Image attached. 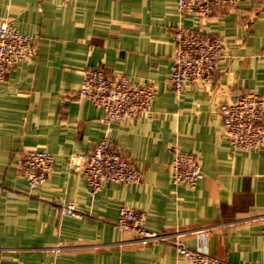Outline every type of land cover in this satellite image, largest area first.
I'll return each mask as SVG.
<instances>
[{"label":"crops","instance_id":"crops-1","mask_svg":"<svg viewBox=\"0 0 264 264\" xmlns=\"http://www.w3.org/2000/svg\"><path fill=\"white\" fill-rule=\"evenodd\" d=\"M0 19L38 37L35 58L0 83V264H188L168 243L129 242L116 227L122 206L143 213L150 231L180 232L190 249L264 264V146L234 150L220 113L248 92L264 96V0L204 18L180 13L177 0H0ZM182 28L221 37L225 53L211 84L177 94L167 80ZM88 67L153 84L151 112L108 131L103 111L79 98ZM105 137L143 180L93 195L81 168ZM32 149L55 157L37 189L20 172ZM178 151L198 158L194 189L171 179ZM69 203L77 217L61 215Z\"/></svg>","mask_w":264,"mask_h":264},{"label":"built area","instance_id":"built-area-1","mask_svg":"<svg viewBox=\"0 0 264 264\" xmlns=\"http://www.w3.org/2000/svg\"><path fill=\"white\" fill-rule=\"evenodd\" d=\"M72 2L75 0H63ZM240 0H177L180 13L197 18L208 17L219 8L235 7ZM172 73L167 86L180 94L188 84L207 85L215 78L217 63L225 53L223 39L205 36L199 30L182 28L175 33ZM38 37L21 33L11 19H0V83L23 61L36 55ZM79 98L91 101L104 116L109 129L124 119L137 120L151 112L156 97L151 83L134 84L126 76L109 77L102 69L88 67L83 72ZM224 135L234 150L253 151L264 146V96L248 92L220 106ZM55 163L52 153L32 149L24 153L20 172L30 189L40 188L48 180ZM81 172L91 194L110 183L138 184L143 180L141 169L131 164L123 153L110 147L107 137L96 144L87 156ZM203 178L198 158L193 153L178 151L171 163V179L177 186L194 189ZM60 213L77 217L74 204L60 207ZM116 227L131 237L129 242H165L188 264H228L205 249H190L180 232L157 233L147 229L145 216L134 208L122 206ZM264 237V229H263Z\"/></svg>","mask_w":264,"mask_h":264}]
</instances>
